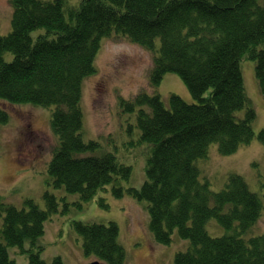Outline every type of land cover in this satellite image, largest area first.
I'll return each mask as SVG.
<instances>
[{"label": "trees", "instance_id": "1", "mask_svg": "<svg viewBox=\"0 0 264 264\" xmlns=\"http://www.w3.org/2000/svg\"><path fill=\"white\" fill-rule=\"evenodd\" d=\"M12 30L0 34V102L55 107L51 128L59 146L49 164L54 186L78 194L80 207L118 178L129 180L132 168L111 152L96 154L99 143L83 138L84 80L97 72L101 40L112 35L152 51L150 85L157 88L165 74L175 73L188 87L194 103L172 95L166 106L159 93L140 92L123 101L137 112L139 143L152 152L147 180L128 192L145 200L150 230L157 242L169 245L176 230L190 243L175 264H264V234L243 238L262 214V201L245 179L230 174L219 192L202 182L198 161L212 144L229 155L256 137L241 70L242 59L256 63L264 97V0H11ZM68 8V9H67ZM36 31H42L34 36ZM157 40H160L158 45ZM13 54L7 61L5 55ZM245 111L241 117L240 112ZM10 120L0 106V125ZM264 144V129L259 132ZM121 186L114 187L118 197ZM43 210L32 199L24 207L0 198V264H16L11 248L29 264H48L39 239L45 223L60 210V200L47 192ZM101 203L107 208L105 200ZM67 206V205H66ZM215 219L227 232L213 237L207 224ZM87 255L107 264H126L116 223L74 221ZM235 231V232H231ZM29 243V248H26ZM51 264H66L57 256Z\"/></svg>", "mask_w": 264, "mask_h": 264}, {"label": "rangeland", "instance_id": "2", "mask_svg": "<svg viewBox=\"0 0 264 264\" xmlns=\"http://www.w3.org/2000/svg\"><path fill=\"white\" fill-rule=\"evenodd\" d=\"M67 2L72 7L78 6L81 0ZM13 13L11 0H0V34L11 32ZM41 32L36 31L34 36ZM157 43L160 45V40ZM154 55L125 37L112 35L101 40L95 61L97 72L83 83V138L86 143H99L96 154L113 153L121 164L132 168V174L129 180L118 178L89 202H81L82 207L76 204L79 195L54 186L49 174V164L59 146L58 137L50 126L55 107L0 102V106L10 114L9 122L0 125V198L18 208L24 207L25 200L32 199L45 210L44 195L49 192L61 203L59 212L46 221L45 234L39 239L45 247L43 259L48 264L57 256L62 257L66 264H91L95 261L107 264L96 255L85 253L83 238L76 232L74 221L116 223L119 242L127 252L126 264H175L176 254L189 247L190 243L180 238L178 230L174 232L171 244L157 242L150 230L147 202L128 192L130 188L140 190L147 180L146 167L152 148L146 142L139 143L141 130L137 112L126 111L122 102L134 100L140 92L146 91L159 93L166 106L170 105L174 94L194 103L178 74H165L157 88L150 85ZM13 58L12 53L5 55L7 61ZM241 70L251 108L256 112L253 123L256 137L252 143L229 155L221 154L218 145L212 144L207 157L200 159L197 165L201 181L208 182L212 191H222L229 175L238 174L261 199L262 214L243 235L249 239L264 234V144L258 138L264 129V97L256 76V63L249 55L242 59ZM239 115L244 117L245 111ZM115 186L125 190L123 197L115 195ZM101 199L105 200L107 208ZM207 230L213 237L224 236L228 232L215 219L208 222ZM26 246L29 248V243ZM9 251L16 264H29L28 257L19 249L11 248Z\"/></svg>", "mask_w": 264, "mask_h": 264}, {"label": "water", "instance_id": "3", "mask_svg": "<svg viewBox=\"0 0 264 264\" xmlns=\"http://www.w3.org/2000/svg\"><path fill=\"white\" fill-rule=\"evenodd\" d=\"M91 264H102V263L99 262V261H95V262H93V263H91Z\"/></svg>", "mask_w": 264, "mask_h": 264}]
</instances>
